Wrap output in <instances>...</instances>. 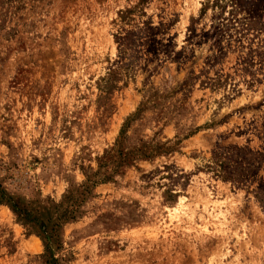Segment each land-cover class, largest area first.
Listing matches in <instances>:
<instances>
[{
	"label": "rangeland",
	"instance_id": "1",
	"mask_svg": "<svg viewBox=\"0 0 264 264\" xmlns=\"http://www.w3.org/2000/svg\"><path fill=\"white\" fill-rule=\"evenodd\" d=\"M237 1L0 0L2 187L54 217L96 182L59 230L60 264H264V0ZM120 140L162 149L103 182ZM43 254L0 205V264Z\"/></svg>",
	"mask_w": 264,
	"mask_h": 264
},
{
	"label": "trees",
	"instance_id": "2",
	"mask_svg": "<svg viewBox=\"0 0 264 264\" xmlns=\"http://www.w3.org/2000/svg\"><path fill=\"white\" fill-rule=\"evenodd\" d=\"M223 1L225 0H207V5L211 6V8L215 9H223ZM230 3L236 5L238 4L237 0H227ZM210 2H212L210 4ZM132 14V10H126L120 13V18L123 22H128L131 20L130 16ZM231 24V23H230ZM262 25V24H261ZM258 21L253 24H247V26H259L261 27ZM145 29L140 30V34H145V36L151 35L154 32V28L151 26V23L148 22L145 24ZM260 30V28H257ZM133 34H127L125 36H116L115 40L119 47H121L124 54L129 49V46L134 44ZM123 54V55H124ZM124 131V130H123ZM121 132V135L123 133ZM162 147L160 146H141L139 148H134L132 150L125 151L121 147V140L118 143L116 149L111 150V152H106L105 155L100 159V168L107 169L108 166L112 165L114 170L112 169L111 173L104 172L103 182L110 181L114 177V174L117 173V170L122 167L129 165L131 161L134 160L135 155L143 156L147 158L146 155L148 153H152L155 151V154L160 153ZM228 156L223 153H214L213 154V168L217 173L221 174V177L225 180L231 179L232 171L230 167H227ZM96 182L91 181L90 178H87L85 185L79 195L74 197L71 193L65 195L63 197V201L55 206L54 217L49 216L51 209L50 208H41L40 206L37 208H32L29 201H24L23 199L14 197L6 192V190L2 187L0 183V205H6L9 207L11 212L15 215L17 221L21 223L24 227H26L30 232L38 235L44 247L43 258L46 264H60L59 260L55 258L54 251L59 250L61 248V240L59 235V230L61 226L70 221H74L76 219V215L78 213V208L82 203V198L90 193V190L95 186ZM78 190H76V193ZM80 199V202H79ZM42 211L46 212L47 217H43Z\"/></svg>",
	"mask_w": 264,
	"mask_h": 264
}]
</instances>
